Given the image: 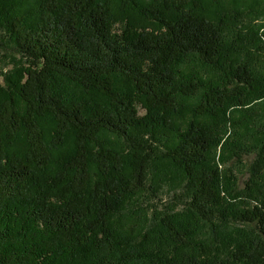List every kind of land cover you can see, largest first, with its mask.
<instances>
[{"label": "trees", "instance_id": "1", "mask_svg": "<svg viewBox=\"0 0 264 264\" xmlns=\"http://www.w3.org/2000/svg\"><path fill=\"white\" fill-rule=\"evenodd\" d=\"M232 1L213 14L206 3L221 0H36L14 15L29 67L0 93V264H264V47L258 26L244 31L256 8ZM192 99V119L176 124ZM229 121L230 160L260 151L253 206L222 196L234 177L213 155ZM156 158L181 171L207 244L168 213L166 245L119 238L115 218L153 191ZM231 221L248 230L225 243Z\"/></svg>", "mask_w": 264, "mask_h": 264}, {"label": "rangeland", "instance_id": "2", "mask_svg": "<svg viewBox=\"0 0 264 264\" xmlns=\"http://www.w3.org/2000/svg\"><path fill=\"white\" fill-rule=\"evenodd\" d=\"M140 1L153 3V0ZM35 2L36 0H0V93L2 95L9 91L10 86L15 88L14 83L17 79L25 76L29 67L11 43L9 24L15 14L30 16L29 14L32 13ZM209 2L211 3V0ZM245 3L255 7L259 16L244 31L254 35L252 29H255L254 26H258V35H260L264 47V0H245ZM235 4L232 0H221L217 7L210 5L208 2L206 6L209 13L216 14L222 9L233 8ZM246 22L244 23L246 24ZM260 59L264 61V55ZM187 66L183 67L190 68L192 64ZM195 101V99L186 101V110L181 117L175 120L176 124L187 123L192 119L191 106ZM240 109L232 108L228 113V117L231 116V113H234V116L237 117ZM138 111L140 117H144L147 113L140 104ZM208 123L212 126L215 125L213 120H209ZM247 124L248 122H245V128H251ZM226 125L228 128L227 134L223 136L222 143L216 148L215 155H213V163L217 164L222 172L228 174L231 171L234 177V179L229 178L231 181L225 179L227 185L225 189L227 191L223 189L222 196L233 204L244 202L253 206L256 202L253 198L247 196V184L249 183L250 186L254 187V190L257 189L250 180L252 179V167L260 151L243 155L241 159L233 158L230 160L229 151L224 152L222 145L228 136L233 135L234 129L230 121ZM160 138V146L165 145L167 139L165 137ZM169 138L171 137L169 136ZM109 141L118 147L123 146L120 139L116 140L109 137ZM150 185L153 187V191L146 190L137 197L127 199L120 214L115 218L114 229L118 232L119 238H128L132 245H145L150 248L152 245H166V237L160 228V215L168 213L175 217L181 225L191 224L196 233L195 238L197 237L198 240L207 244L208 229L203 226L202 222L192 217L186 208L187 198L181 171H176L169 161L156 158L151 165ZM247 230L248 228L245 225L231 221L227 226L222 227L224 242L228 243L232 238L238 239V236Z\"/></svg>", "mask_w": 264, "mask_h": 264}]
</instances>
